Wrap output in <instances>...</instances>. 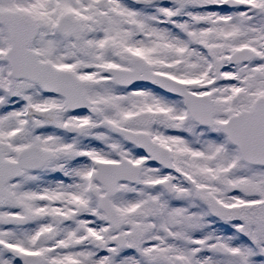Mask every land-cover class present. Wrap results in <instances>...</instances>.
Returning <instances> with one entry per match:
<instances>
[{
  "label": "snow or ice",
  "instance_id": "snow-or-ice-1",
  "mask_svg": "<svg viewBox=\"0 0 264 264\" xmlns=\"http://www.w3.org/2000/svg\"><path fill=\"white\" fill-rule=\"evenodd\" d=\"M0 264H264V0H0Z\"/></svg>",
  "mask_w": 264,
  "mask_h": 264
}]
</instances>
